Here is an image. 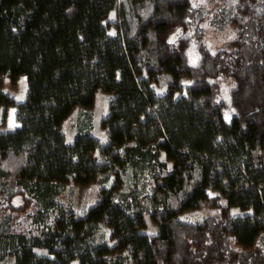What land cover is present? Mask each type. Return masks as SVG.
Segmentation results:
<instances>
[{"label": "trees", "instance_id": "trees-1", "mask_svg": "<svg viewBox=\"0 0 264 264\" xmlns=\"http://www.w3.org/2000/svg\"><path fill=\"white\" fill-rule=\"evenodd\" d=\"M201 12L192 0H0V74L26 78L21 101L0 90V125L9 106L18 122L0 131V180L11 212L35 207L44 222L7 237L10 264H264V0H237L236 37L216 50ZM100 91L112 94L104 144L92 132ZM70 182L96 183L97 203L58 201ZM204 207L202 220L181 217Z\"/></svg>", "mask_w": 264, "mask_h": 264}, {"label": "rangeland", "instance_id": "rangeland-1", "mask_svg": "<svg viewBox=\"0 0 264 264\" xmlns=\"http://www.w3.org/2000/svg\"><path fill=\"white\" fill-rule=\"evenodd\" d=\"M194 5L200 7L202 14L200 17V25L204 31V40L206 44L212 49H221L229 46L236 37V26L231 22L232 16L236 13L237 0H192ZM108 27L110 33H115L120 25L119 8H115L110 13L108 18ZM181 34V31L170 37L174 40ZM189 57L193 64L198 60L199 53L195 43L189 47ZM222 94L221 98L226 105L225 119L229 121L232 117V108L230 105V89L232 82L230 80H222ZM156 91L160 94L166 91V87L154 84ZM0 90L12 95L17 101L25 98L26 94V80L20 77L15 83L12 82L8 74H0ZM23 97V99H20ZM112 94L100 91L96 94L94 107H93V134L101 140L104 144L107 142L106 131L101 127L102 119L108 114L109 101ZM15 110L13 113L12 110ZM78 110L76 109L66 120L64 124V131L67 141H71L76 133V122L78 119ZM15 125L14 127L12 125ZM18 126L16 120V108L9 106L6 109L5 124L0 125V131L12 130ZM97 157V153L93 154ZM162 159L165 155L162 154ZM169 164H172L169 162ZM143 183H148V178L142 179ZM142 186V185H141ZM148 187V185H147ZM12 189L5 182L0 180V255L3 258L0 264H10L14 261V255L11 250L4 248L7 237L15 233L35 234L38 233L44 226L42 220L37 219L36 208L32 207L26 212H11L7 207L6 193ZM99 186L96 183L84 187L82 185L70 182L58 186V201L70 205L77 213H81L84 209L94 206L98 200ZM249 211H243L238 207L231 208L233 216L246 214ZM211 214L208 207H204L199 212L187 211L181 217L188 216L190 219L202 220ZM47 222L52 221V214H47ZM147 228L146 232L154 234L157 231V226L151 221L149 216H146ZM109 232V231H107ZM105 236H108V233ZM234 247L236 243H233ZM38 254L49 255L48 251L43 248H35ZM72 264H78L73 262Z\"/></svg>", "mask_w": 264, "mask_h": 264}, {"label": "snow or ice", "instance_id": "snow-or-ice-1", "mask_svg": "<svg viewBox=\"0 0 264 264\" xmlns=\"http://www.w3.org/2000/svg\"><path fill=\"white\" fill-rule=\"evenodd\" d=\"M20 99H23V97H20ZM12 112L14 113V112H15V110L13 109V110H12ZM12 126L14 127L15 125L13 124Z\"/></svg>", "mask_w": 264, "mask_h": 264}, {"label": "crops", "instance_id": "crops-1", "mask_svg": "<svg viewBox=\"0 0 264 264\" xmlns=\"http://www.w3.org/2000/svg\"><path fill=\"white\" fill-rule=\"evenodd\" d=\"M23 78L26 80V78L23 76Z\"/></svg>", "mask_w": 264, "mask_h": 264}]
</instances>
